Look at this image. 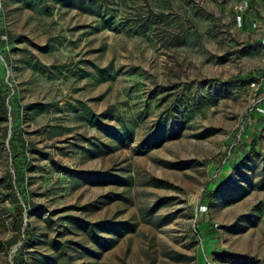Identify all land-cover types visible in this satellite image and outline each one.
<instances>
[{"label": "rangeland", "instance_id": "obj_1", "mask_svg": "<svg viewBox=\"0 0 264 264\" xmlns=\"http://www.w3.org/2000/svg\"><path fill=\"white\" fill-rule=\"evenodd\" d=\"M239 1L0 0V264H264Z\"/></svg>", "mask_w": 264, "mask_h": 264}, {"label": "built area", "instance_id": "obj_2", "mask_svg": "<svg viewBox=\"0 0 264 264\" xmlns=\"http://www.w3.org/2000/svg\"><path fill=\"white\" fill-rule=\"evenodd\" d=\"M249 2L247 0H240L238 6L236 7L237 12L239 13V19L237 20L238 25L242 26L244 22V15L245 12L249 9ZM251 30L259 31L261 26L256 21H250L249 23ZM260 44L264 45V31L260 33ZM250 88L254 91L255 96L257 95L256 99L251 105L249 109L250 114H254L261 103H264V77L261 79H256L254 82L250 84ZM261 92V95L258 93Z\"/></svg>", "mask_w": 264, "mask_h": 264}, {"label": "crops", "instance_id": "obj_3", "mask_svg": "<svg viewBox=\"0 0 264 264\" xmlns=\"http://www.w3.org/2000/svg\"><path fill=\"white\" fill-rule=\"evenodd\" d=\"M264 104L260 105L259 108H257L256 112L253 114V120L254 126L250 128L251 132V140L252 143H254L256 136L260 134L261 131H263L264 128V108H262Z\"/></svg>", "mask_w": 264, "mask_h": 264}, {"label": "trees", "instance_id": "obj_4", "mask_svg": "<svg viewBox=\"0 0 264 264\" xmlns=\"http://www.w3.org/2000/svg\"><path fill=\"white\" fill-rule=\"evenodd\" d=\"M256 79L257 78H254L253 81H251V83L254 82ZM258 95H261V92H259ZM6 98H7V94L0 90V123H6L8 120L6 103H5ZM4 139H5V136L2 140ZM255 142L256 140L254 141V143ZM254 143H250V145H253ZM17 211H19V209H17ZM94 226H97V225H94Z\"/></svg>", "mask_w": 264, "mask_h": 264}]
</instances>
